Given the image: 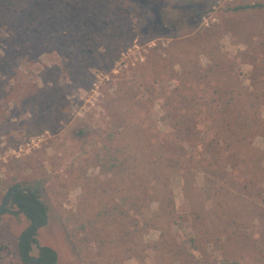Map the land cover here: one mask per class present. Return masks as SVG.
Masks as SVG:
<instances>
[{
  "label": "rangeland",
  "instance_id": "rangeland-1",
  "mask_svg": "<svg viewBox=\"0 0 264 264\" xmlns=\"http://www.w3.org/2000/svg\"><path fill=\"white\" fill-rule=\"evenodd\" d=\"M47 1L0 17V207L56 264H264V0Z\"/></svg>",
  "mask_w": 264,
  "mask_h": 264
},
{
  "label": "trees",
  "instance_id": "trees-1",
  "mask_svg": "<svg viewBox=\"0 0 264 264\" xmlns=\"http://www.w3.org/2000/svg\"><path fill=\"white\" fill-rule=\"evenodd\" d=\"M22 2V8L18 11L16 5ZM144 1V0H143ZM50 2L47 0H0V17L6 12L13 10L16 14H21L24 20V25H34L41 23V19L45 13L46 4ZM258 6H262L258 4ZM250 7L246 6L245 8ZM19 12V13H18ZM15 15V14H14ZM13 15V16H14ZM7 19V18H6ZM12 20L11 26L16 25V19L14 17L10 18ZM39 21V22H38ZM28 23V24H27ZM5 27L9 25L8 20L5 22ZM38 29L39 26H35ZM23 198V201L19 204V210L17 211L23 213L27 219L33 224V227L22 235V239L19 241V256L21 260L26 264H56L57 262V252L49 246H41L35 242V239L29 238V233L41 224L46 222L47 217V207L42 202L37 193L29 191V194L18 195L16 198ZM8 211L5 209L4 212ZM36 232V231H35ZM36 244L38 248V256L31 254L33 251V245ZM37 261V262H36Z\"/></svg>",
  "mask_w": 264,
  "mask_h": 264
},
{
  "label": "flooded vegetation",
  "instance_id": "flooded-vegetation-1",
  "mask_svg": "<svg viewBox=\"0 0 264 264\" xmlns=\"http://www.w3.org/2000/svg\"><path fill=\"white\" fill-rule=\"evenodd\" d=\"M19 188V185L18 186H16L15 188H12V189H10L9 191H10V194L8 195V201H7V203L11 200V201H15V202H17V204H20L22 201H23V198L21 197V198H16L18 195H20V196H22L24 193L25 194H29V189H24V188H21L20 189V191H16V192H13L12 190L13 189H18ZM8 192V191H7ZM6 199H7V193H6V197H5V201H6ZM4 201V202H5ZM4 204V203H3ZM2 204V205H3ZM1 205V206H2ZM7 205V204H6ZM6 205H5V207H4V209L6 208ZM4 209H3V211H4ZM2 211V212H3ZM31 223V222H30ZM33 227V224L31 223L30 224V226H29V228L27 229V230H25V232H27L29 229H31ZM25 232H23V234L22 235H24L25 234ZM33 232V230L29 233V238H33V235H34V233L33 234H31ZM22 237V236H21ZM22 238H20L19 239V241L21 240ZM35 257H37V256H35ZM37 262V261H36Z\"/></svg>",
  "mask_w": 264,
  "mask_h": 264
},
{
  "label": "water",
  "instance_id": "water-1",
  "mask_svg": "<svg viewBox=\"0 0 264 264\" xmlns=\"http://www.w3.org/2000/svg\"><path fill=\"white\" fill-rule=\"evenodd\" d=\"M21 188H22V186L19 185V188H18V189H16V190L13 189L12 191H13V192L20 191ZM9 194H10V191L7 192V199H6V201L4 202V204L0 207V215L2 214V211H3L4 207H5V205L7 204V201H8V195H9ZM47 223H48V218L46 217V222H45L44 224H41V225L37 226L31 234H33L35 231L38 230V228L44 226V225L47 224ZM33 258H36V257L34 256Z\"/></svg>",
  "mask_w": 264,
  "mask_h": 264
}]
</instances>
